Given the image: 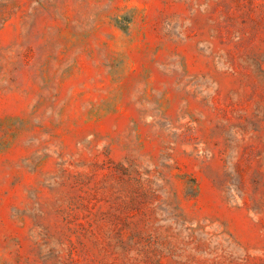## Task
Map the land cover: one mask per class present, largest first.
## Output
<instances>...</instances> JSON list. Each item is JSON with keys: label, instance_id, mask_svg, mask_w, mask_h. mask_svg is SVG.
<instances>
[{"label": "rangeland", "instance_id": "374dc122", "mask_svg": "<svg viewBox=\"0 0 264 264\" xmlns=\"http://www.w3.org/2000/svg\"><path fill=\"white\" fill-rule=\"evenodd\" d=\"M0 264H264V0H0Z\"/></svg>", "mask_w": 264, "mask_h": 264}]
</instances>
